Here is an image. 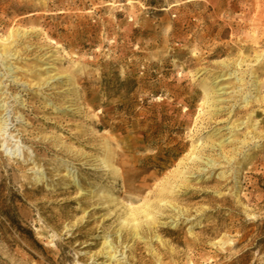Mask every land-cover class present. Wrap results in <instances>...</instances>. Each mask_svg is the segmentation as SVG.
<instances>
[{"label":"rangeland","instance_id":"obj_1","mask_svg":"<svg viewBox=\"0 0 264 264\" xmlns=\"http://www.w3.org/2000/svg\"><path fill=\"white\" fill-rule=\"evenodd\" d=\"M17 27L10 62L54 63L77 97L0 57V264H264V0H0Z\"/></svg>","mask_w":264,"mask_h":264},{"label":"bare ground","instance_id":"obj_2","mask_svg":"<svg viewBox=\"0 0 264 264\" xmlns=\"http://www.w3.org/2000/svg\"><path fill=\"white\" fill-rule=\"evenodd\" d=\"M25 32H22L21 30H19V28H15L14 30H10L7 35L6 38H2L0 36V57L3 58V62L6 63L5 69L6 71L3 72V75L5 74H9L12 73L13 68L15 69H19L22 71H28V73H34V79H37L36 82H38L39 86L42 85H47L50 86L52 84L55 85L56 83H61L62 86H66L63 90L64 93L67 94V100H65V102H72V100L74 98H76L77 96V92H74V88L76 85V80L74 75H70L68 73H66V71H61V70H57V68L55 67L54 63H50V67H45L44 69L41 67V65H35L33 68H27L24 69L23 66H21L20 64H13L12 62H10V59L16 58V49L14 50V46L17 42V37H21L22 35H24ZM53 41V40H52ZM54 42V41H53ZM52 54L46 56V57H50ZM258 60V59H257ZM238 65H240V62L237 63ZM12 65V66H11ZM11 66V67H10ZM47 74L46 76L42 77V75ZM228 75L233 76L234 78H236L237 81H239L240 86L244 85V79L242 76H240V72L238 71L237 73L235 72V70L233 72H229L227 73ZM224 74H220L219 75V80L222 79H226L227 77H222ZM250 78L252 79L249 83V85H253L256 82V77L257 75H255V71L251 70L250 74H249ZM13 81H20L19 77H17V75L14 76ZM56 82V83H55ZM26 82L20 83V85L25 84ZM247 83V82H246ZM0 84H2V81H0ZM213 84L215 85H209L206 84L205 86H203L204 89V97L206 99V101L209 103V106L214 107L216 105H218L219 103H221L224 99L219 98V95L224 94L225 91H223V89L225 88L224 85L220 84L219 81H215L213 82ZM2 86H0V95L4 94L6 92V90H1ZM240 89H242V87H240ZM246 97H251V90H247L246 91V95L243 96V102L245 103V105L248 104L249 99H246ZM14 101L17 102L19 104H22V101H20V97L14 96ZM6 96H4L3 98L0 97V110L1 112H3L2 114V118L0 117V135H4L5 132L8 130V119H7V113H8V108H10L9 105L6 104ZM50 104V103H49ZM72 105H67L64 107V110L67 107H71ZM19 118L22 117V114H20L18 116ZM235 127V125H234ZM229 132L231 133L229 135L228 138H230L233 135V130H232V126L228 127ZM226 140V138H225ZM233 139H230L229 142H232ZM221 143L222 140H218L217 145H219V147H221ZM243 143L244 140H243ZM204 144L203 143H198L196 145H192L193 151H191L192 153H196V154H190L188 157V160H191V163H197L200 162L202 164H204L203 166H201V168H199V171H201L203 168L202 167H209V168H214L216 165H214V163L211 162L210 158H206V157H202L200 154H198L197 152L200 150H202L204 148ZM213 146H215V144H212V148ZM12 148V146L10 147ZM111 152V150L109 151ZM233 157H228L227 160H231ZM109 158L108 157H102V158H94L92 161V168L93 169H98V170H112L113 173H117L118 168L116 166L110 165L109 164ZM183 172V171H182ZM185 172V171H184ZM189 174H185L183 175L185 179H187ZM72 174H70V170L67 171L66 173V177L67 178H71ZM72 179V178H71ZM41 180V176L36 177V181ZM72 181H74L75 184V180L72 179ZM180 188V187H179ZM178 188V189H179ZM98 197H102L104 199H108L107 201L109 202L110 200V195H108L107 193H105V190H101L97 193ZM145 213L144 209H140V208H136V209H130L129 211L126 212L125 217L121 220L122 224H130L131 222V227L133 230V234L135 236L139 235V229H138V224H139V215L141 213ZM106 244H108L106 242ZM106 255L109 258H113V254H111L110 250H106Z\"/></svg>","mask_w":264,"mask_h":264}]
</instances>
